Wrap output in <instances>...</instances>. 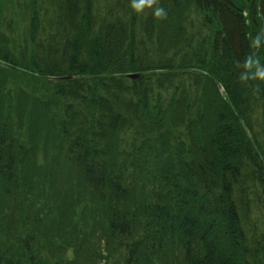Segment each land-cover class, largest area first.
Returning <instances> with one entry per match:
<instances>
[{
    "label": "trees",
    "instance_id": "16d2710c",
    "mask_svg": "<svg viewBox=\"0 0 264 264\" xmlns=\"http://www.w3.org/2000/svg\"><path fill=\"white\" fill-rule=\"evenodd\" d=\"M157 3L0 0V264H264V0Z\"/></svg>",
    "mask_w": 264,
    "mask_h": 264
},
{
    "label": "clouds",
    "instance_id": "9594fccd",
    "mask_svg": "<svg viewBox=\"0 0 264 264\" xmlns=\"http://www.w3.org/2000/svg\"><path fill=\"white\" fill-rule=\"evenodd\" d=\"M130 7L137 15L145 14L146 10H150L154 17L160 19H165L168 15L166 9L163 6H160L157 3V0H130ZM254 43L257 47L264 43V31L257 33ZM245 67H254L255 70L250 73H245L243 76L244 79L252 78L264 81V65H261L258 60L249 57L245 61Z\"/></svg>",
    "mask_w": 264,
    "mask_h": 264
},
{
    "label": "bare ground",
    "instance_id": "6f19581e",
    "mask_svg": "<svg viewBox=\"0 0 264 264\" xmlns=\"http://www.w3.org/2000/svg\"><path fill=\"white\" fill-rule=\"evenodd\" d=\"M221 90H222L223 93L225 92L223 88H221Z\"/></svg>",
    "mask_w": 264,
    "mask_h": 264
},
{
    "label": "water",
    "instance_id": "95a60500",
    "mask_svg": "<svg viewBox=\"0 0 264 264\" xmlns=\"http://www.w3.org/2000/svg\"><path fill=\"white\" fill-rule=\"evenodd\" d=\"M264 31V30H263Z\"/></svg>",
    "mask_w": 264,
    "mask_h": 264
}]
</instances>
